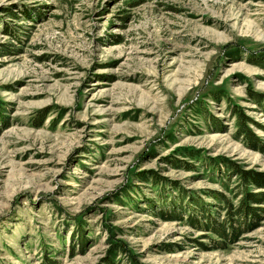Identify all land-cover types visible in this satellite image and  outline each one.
<instances>
[{
  "label": "rangeland",
  "instance_id": "374dc122",
  "mask_svg": "<svg viewBox=\"0 0 264 264\" xmlns=\"http://www.w3.org/2000/svg\"><path fill=\"white\" fill-rule=\"evenodd\" d=\"M259 57L264 0H0V264H264L188 218L264 194Z\"/></svg>",
  "mask_w": 264,
  "mask_h": 264
},
{
  "label": "trees",
  "instance_id": "16d2710c",
  "mask_svg": "<svg viewBox=\"0 0 264 264\" xmlns=\"http://www.w3.org/2000/svg\"><path fill=\"white\" fill-rule=\"evenodd\" d=\"M255 58H258V56L256 55ZM259 59H260L259 61L260 64L264 66V58L259 57ZM256 100L258 101V103L264 104V98L260 96H256ZM238 115H241L240 110L238 111ZM2 118H3V108L0 106V122H2ZM238 123L240 125L239 134L245 137L246 141H248L251 144L252 148L257 149L258 140L252 133H250V131L247 128V124L242 122L241 117L238 118ZM218 125H220V123L215 122L213 126H218ZM223 166L226 167L228 173L232 172L233 170L234 172L236 171L235 169L236 166L231 162H224V163L213 162L211 164L213 170H219ZM234 175H237V173H234ZM239 175L241 177L244 176L245 178H243V180L245 179L247 183L252 182L253 183L252 185L264 188V179L260 177L259 178L251 177L249 173H243V172ZM156 183L158 184V182ZM211 197H213L217 201V203H220V205H218L216 208H212L201 200L192 202L196 210L194 211V213L188 215L189 224L194 227H202L206 229V231L213 232L214 234H216L220 239H222L223 241L222 243H224V244L215 245L216 248H220V249L228 247L234 238H237L241 233H243V229L245 228L246 225H248L246 226V228H249L251 226L252 223L248 224L247 218L254 217L256 220L259 219L258 216L259 214L257 212L261 211V208L251 207V206L253 204L264 205V194L262 193L261 194L247 193L245 197H242L238 206L233 205V202L229 200L226 196H224L222 193L212 192ZM176 208L177 205L174 204L172 206V211H170L173 216L170 219H182L176 214L179 213L180 215L181 213L190 212V209L184 208L181 210H177ZM167 211L168 210L160 211L161 212L160 215L165 218L166 216L164 215L168 213ZM197 211L200 214L199 213L197 214ZM221 211H226V216L223 220H221V215H222ZM80 241L83 242V240ZM42 264H59V263L58 261L46 256Z\"/></svg>",
  "mask_w": 264,
  "mask_h": 264
}]
</instances>
